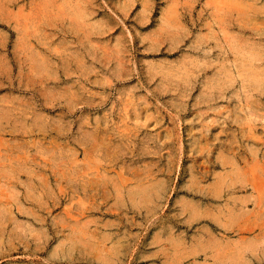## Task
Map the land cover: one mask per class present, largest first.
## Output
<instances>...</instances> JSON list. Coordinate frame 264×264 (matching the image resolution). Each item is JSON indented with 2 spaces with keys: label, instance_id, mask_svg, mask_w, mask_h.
Segmentation results:
<instances>
[{
  "label": "rangeland",
  "instance_id": "374dc122",
  "mask_svg": "<svg viewBox=\"0 0 264 264\" xmlns=\"http://www.w3.org/2000/svg\"><path fill=\"white\" fill-rule=\"evenodd\" d=\"M261 67L264 0H0V264H264Z\"/></svg>",
  "mask_w": 264,
  "mask_h": 264
},
{
  "label": "bare ground",
  "instance_id": "6f19581e",
  "mask_svg": "<svg viewBox=\"0 0 264 264\" xmlns=\"http://www.w3.org/2000/svg\"><path fill=\"white\" fill-rule=\"evenodd\" d=\"M245 51V50H244ZM241 53H243V52H241ZM246 59H247V57H246ZM41 60V59H40ZM251 60V59H250ZM257 60V59H256ZM255 60V61H256ZM252 61V60H251ZM42 62H44V61H42ZM254 62V61H253ZM259 62V61H258ZM40 63V62H39ZM250 63V62H249ZM45 64V63H44ZM258 64V63H257ZM260 64V63H259ZM41 65V64H40ZM46 65V64H45ZM32 66V65H31ZM34 66V65H33ZM254 65L252 64V67H253ZM40 67V66H39ZM39 67H37V68H39ZM249 68H250V66H248ZM256 67V66H255ZM260 67V66H259ZM41 68V67H40ZM243 68V67H242ZM262 68V67H261ZM42 69V68H41ZM247 69V68H246ZM255 69V68H254ZM262 69H264V67L262 68ZM256 70V69H255ZM257 71V70H256ZM222 73V72H221ZM246 73V72H245ZM257 73V72H256ZM264 73V72H263ZM239 74V73H238ZM243 75V74H242ZM261 75V74H260ZM225 76V75H224ZM246 76V75H245ZM252 76V75H251ZM257 77V76H256ZM225 78V77H224ZM244 78V77H243ZM260 79V78H259ZM224 80V79H223ZM222 81V80H221ZM223 82H225V81H223ZM245 82V81H244ZM259 83H260V81H258ZM264 82V81H263ZM249 85V84H248ZM251 85V84H250ZM262 85V84H261ZM223 86V85H222ZM229 86V85H228ZM220 88V87H219ZM243 90V89H242ZM260 90H262V89H260ZM257 92V91H256ZM262 93V92H261ZM250 94H252V93H250ZM257 96V95H256ZM261 97V96H260ZM241 100V99H240ZM203 101V100H202ZM207 103V102H206ZM211 105V104H210ZM217 159V158H216ZM222 163H223V161H222ZM220 164V162L218 163V165ZM226 165V164H225ZM222 167V166H221ZM220 167V168H221ZM224 167V166H223ZM229 174V173H228ZM216 176V175H215ZM214 176V177H215ZM229 177V176H228ZM98 178V177H97ZM216 178V177H215ZM141 179H142V177H141ZM140 179V180H141ZM138 180V179H137ZM224 180H226V179H224ZM123 181V180H122ZM125 181V180H124ZM91 183V182H90ZM131 183V182H130ZM224 183H225V181H224ZM89 184V183H88ZM127 184V183H126ZM152 184V183H151ZM119 185V184H118ZM230 184H228V186H229ZM83 186V185H82ZM108 186V185H107ZM135 187V186H134ZM87 188V187H86ZM132 188V187H131ZM30 189H32L31 187H30ZM97 189V188H96ZM104 189H105V187H104ZM120 189V188H119ZM124 189V188H123ZM229 189H230V187H229ZM83 190V189H82ZM115 190V189H114ZM118 190V189H117ZM228 190V189H227ZM122 191V190H121ZM131 191V190H130ZM224 191V190H223ZM231 191V190H230ZM112 192V191H111ZM127 192V191H126ZM211 192V191H210ZM27 194V193H26ZM123 194V193H122ZM154 194V193H153ZM212 194V193H211ZM29 195V194H28ZM125 195V194H124ZM260 195V194H259ZM26 196V195H25ZM152 196V195H151ZM212 196V195H211ZM145 197H147V196H145ZM218 197V196H217ZM28 198V197H27ZM33 199V198H32ZM142 201V200H141ZM123 203V202H122ZM139 203V202H138ZM130 204H131V202H130ZM136 204V203H135ZM140 204V203H139ZM194 208V207H193ZM235 208V207H234ZM193 211V210H192ZM198 213V212H197ZM191 215V214H190ZM228 215V214H227ZM200 216V215H199ZM70 217V216H69ZM198 216H196V218H197ZM228 217V216H227ZM194 218V217H193ZM192 218V219H193ZM199 218V217H198ZM232 230V229H231ZM89 234V233H88ZM84 237H85V235H83ZM105 237V236H104ZM110 239H111V237H110ZM107 240V239H106ZM108 240H109V238H108ZM102 241V240H101ZM100 242V241H99ZM91 243V242H90ZM96 247V246H95Z\"/></svg>",
  "mask_w": 264,
  "mask_h": 264
}]
</instances>
